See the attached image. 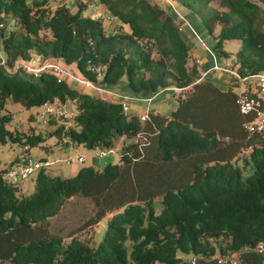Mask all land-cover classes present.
Returning a JSON list of instances; mask_svg holds the SVG:
<instances>
[{
	"label": "trees",
	"instance_id": "1",
	"mask_svg": "<svg viewBox=\"0 0 264 264\" xmlns=\"http://www.w3.org/2000/svg\"><path fill=\"white\" fill-rule=\"evenodd\" d=\"M95 1L118 26L83 12ZM170 1L217 31L209 46L222 66L241 76L264 72V0ZM56 3L0 0V145L31 147L53 136L88 150L121 144L119 161L81 165L66 178L42 167L26 194H17L19 184L7 183L1 168L0 264H220L217 257L234 252L262 264L255 248L264 243V135L243 125L238 93L208 78L213 69L199 78L208 67L196 62L173 15L154 0H84L75 10L67 0ZM228 39L241 41L231 63L224 62ZM31 52L74 63L78 76L99 87L125 78L134 92L172 88L177 104L167 113L148 110L142 120L124 111L123 100L81 92L50 68L35 75L15 66ZM8 98L27 109L72 100L75 108L23 133L8 126ZM75 204L72 222L53 229L52 219Z\"/></svg>",
	"mask_w": 264,
	"mask_h": 264
},
{
	"label": "rangeland",
	"instance_id": "2",
	"mask_svg": "<svg viewBox=\"0 0 264 264\" xmlns=\"http://www.w3.org/2000/svg\"><path fill=\"white\" fill-rule=\"evenodd\" d=\"M51 1V5H56L57 0H50ZM164 1V0H163ZM71 2L73 4H75L74 9H76L78 6H81V4H83L84 0H71ZM167 2V1H166ZM165 2V3H166ZM84 6L82 8L83 12L85 14H91L93 16H99V15H104V12H102V6L100 5V3H98V1H95L94 4H91L90 6ZM97 6V8H96ZM89 8V9H88ZM108 19V20H107ZM111 20V21H110ZM15 19L11 18V25L14 23ZM104 24L107 28H115L116 23L115 21H113V19L107 18L105 16L104 19ZM13 26V25H12ZM217 31H215L214 33H212V36L215 37ZM241 44V41L239 39H228L225 42V46L227 49H229L230 53H231V57L226 59V61H224L225 63H231L233 60V54L235 52V50H237L239 48ZM225 60V59H224ZM45 61H50V60H45ZM60 65H62L65 70L67 72H69L71 74L72 80H69V83L74 86L75 88H77L79 91L81 92H89L92 93L93 95L97 96V97H105L108 100H113V101H119L124 99V97H121L117 94H115L111 89H98L96 87H89L87 85L84 84V82H82L80 79L76 80V76H78L76 74V70L74 71L73 68H71L70 66H68L66 63H64L63 61H58ZM72 66L75 67V64L73 63ZM76 68V67H75ZM225 72V71H224ZM223 71L219 70V69H215L214 73L216 74H221L224 73ZM213 73V71L209 74V76ZM225 78H224V83L223 85H227L230 86L233 91L239 93L243 90V88H245V84H247L249 81H251L252 79H248L246 81H241L239 78H234L233 80L230 78V75L226 73ZM215 75V74H212ZM70 77V78H71ZM75 78V79H73ZM122 80H124L123 82L126 84V86L128 85L127 82L125 81V78H123ZM126 101L128 100L127 98H125ZM67 103V115L65 116H69V108L73 107L75 104V100L70 101V102H66ZM6 108L7 111L10 112L12 114V119L9 123V127H11L14 130H19L21 132H27L29 130V128L31 127V125L34 124V126H38V127H43L45 124L44 119H42L39 115V111L40 108H24L20 102L15 101L12 98H8L6 101ZM37 111V112H36ZM35 114L36 117L38 118V121H36L34 123V121H32L29 118L30 114ZM127 114H131L132 110L131 108L129 110L126 111ZM31 120V121H30ZM37 120V119H36ZM54 125H46V130H51L53 128ZM44 128V127H43ZM129 139L125 140L128 141ZM54 141V142H53ZM57 139H48L45 142H43L40 146H33V147H28L22 143H11V142H7L5 144L0 145V169L1 168H5V166L11 162L14 158V162L18 160L17 156L20 155L21 153L23 154H32L34 155V153H42L44 156H46L48 158V160L51 161V164L49 166H46V170L49 174L51 175H57L60 177H70L72 175H74L76 172L74 173H70L69 172V168L72 167V163L71 160L67 162V158H70L69 156H71L76 149L80 150L82 152H86V148L83 144H77V145H69L66 147H59V145L56 143ZM54 143V144H53ZM47 146V149H45V147ZM31 148V149H30ZM121 148V144H119L116 148L112 149L111 151H109L107 153V155H105L102 159H100L98 162H95V166L97 167H101L105 162L107 161H114L117 162L119 161V151ZM16 154V155H15ZM36 156V155H35ZM88 162V161H87ZM36 180V174H34L32 177H30L27 180H23L19 183V187L17 189V194L23 193H29L30 191L33 190L34 187V183ZM77 206V207H76ZM76 207V209L80 208V205H68L66 208H64V210L62 211L61 214H59L57 217L52 219V228H56L59 226H63L64 228L66 227V222L70 221L72 222L73 217H74V213L71 212L72 208ZM154 209L156 210V212H158L160 210L161 207V203L159 198H155L154 199ZM72 217V218H71ZM106 223L107 220L103 219L100 224L98 225V227H96L95 230V235L97 236L98 239H100L102 237L104 228L106 227ZM186 259H190L191 255H185L184 256ZM156 264H164V263H156Z\"/></svg>",
	"mask_w": 264,
	"mask_h": 264
},
{
	"label": "built area",
	"instance_id": "3",
	"mask_svg": "<svg viewBox=\"0 0 264 264\" xmlns=\"http://www.w3.org/2000/svg\"><path fill=\"white\" fill-rule=\"evenodd\" d=\"M167 3L174 8L173 3L170 0H166ZM110 18L109 15H106ZM2 25V23H0ZM192 32L200 39L201 44L206 50L211 54L212 64L208 68L204 69L200 73V77L207 75L212 69H220L227 72L229 75L239 78L241 81L250 80L245 84V88L238 93L237 104L239 111L245 116V121L243 125L248 132H258L264 135V72H254L251 74L241 76L234 69L222 66L217 60L216 52L203 41L201 36L196 32V30L190 26ZM196 62H199V58H195ZM0 64L6 65V58L0 50ZM16 67H21L29 72H33L35 75L43 69L50 68L54 73L58 75V80L62 77H71V74L65 70V68L55 61H45L36 57L34 52H31L27 58L18 59L15 62ZM101 73L98 72L97 76ZM72 78V77H71ZM76 80H81L87 86H92L96 88H102L93 83L89 79H85L80 76L75 77ZM73 78V79H75ZM103 89V88H102ZM124 111L127 109L126 102H123ZM148 112H144L139 115L140 119H146ZM39 115L42 119H45L49 115H53L56 118L67 115V103L59 104L56 101L45 103L40 107ZM141 135V133L139 134ZM136 139V138H135ZM111 151V150H109ZM109 151L102 148H96L90 150L86 155L90 157H102L106 155ZM85 154H80L76 157L77 161L84 162ZM18 160L12 165L8 166L4 172L6 182L9 184L17 185L23 180H27L32 177L39 169L42 167L49 166L51 161L45 158H41L32 154H23L17 156ZM71 158H67V162ZM257 252L264 254V243H259L255 248ZM189 261L195 263L196 258L192 256ZM217 261L220 264H249V261L245 257L239 256L236 252L230 253L228 255H223L217 257ZM264 264V261L262 262Z\"/></svg>",
	"mask_w": 264,
	"mask_h": 264
},
{
	"label": "crops",
	"instance_id": "4",
	"mask_svg": "<svg viewBox=\"0 0 264 264\" xmlns=\"http://www.w3.org/2000/svg\"><path fill=\"white\" fill-rule=\"evenodd\" d=\"M154 1L163 5L173 15V17L177 21V24H178L180 30L182 31V33L184 35L185 40L188 43V46L190 48V51H191L193 57L199 58L198 63L201 66V68H206V67L211 66V54L208 52V50H206L204 48V46L200 42V39L192 32V30L190 28V26H192L196 30V32L201 36V38L203 39V41L205 43H207L210 46L211 45L213 46V44L215 42V37L212 36V33H209L206 30V27L203 25L201 19L191 9H189L183 5H174V8H171L168 6V3L166 2V0H164V1L163 0H154ZM73 3L71 2V0H67V5L71 10H75L74 7L76 5ZM92 4H94V2ZM90 5L91 4H89L88 6H90ZM96 8H97V6H96ZM102 12H104V14H105L104 9H102ZM114 21L116 23V26H118L119 22H117L116 20H114ZM123 26H124V28H127L126 25H123ZM221 61H224V60H221ZM69 66L71 68H73L74 71L76 70V73L78 74L77 69L74 66H72V64H70ZM212 74H215V75H212ZM212 74L208 78L219 83L222 87H227V85H223L224 78H225L224 73L216 74V73H214V70H213ZM123 81L116 83V84H113V85H111V87L106 88V87L102 86V88L111 89L115 94H117L121 97H124V99H122V100L124 102H126V104H127L126 111L131 108L132 113H136L138 116L140 114H143L144 112H146L148 110L158 111L161 113H167L171 109L175 108V106L177 104V101L175 100L174 95H173V92L175 90L172 88L163 89V90H160V91L154 92V93L134 92L128 85L126 86V84ZM103 98L107 99L106 96L105 97L103 96ZM125 98H127L128 100L126 101ZM35 108H40V107H35ZM74 108H75V104L73 107L69 108V111H70L69 116H72ZM32 115H34V118H32L31 120L34 121V123H35L36 121H38V118L35 117V114H32ZM52 138L56 139V137H54V136L50 137L48 139H52ZM48 139H46V140H48ZM45 141H43V142H45ZM43 142L39 143L36 146H40ZM58 145L61 148L66 147V145H63V144H58ZM70 145H72V144H70ZM31 147H33V146H31ZM45 149H47V146L45 147ZM89 151L90 150H88L87 148H86V152H82V151L76 149V151L71 156H69L71 158V163H72V167L69 168L70 173L76 172L81 165H88V164L95 165V162H98L100 159H102L105 156L104 155L102 157H90V156L86 155ZM80 154L86 155L84 162L77 161L76 157ZM34 155L41 157V158L48 159L42 153L41 154L40 153H34ZM13 160H14V158H13ZM13 160L11 162H9L5 166V168L12 165L14 163Z\"/></svg>",
	"mask_w": 264,
	"mask_h": 264
}]
</instances>
